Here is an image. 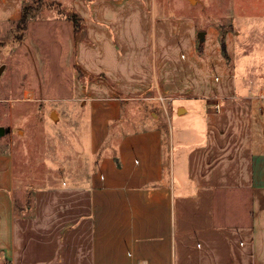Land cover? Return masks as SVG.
<instances>
[{
  "label": "crops",
  "instance_id": "obj_1",
  "mask_svg": "<svg viewBox=\"0 0 264 264\" xmlns=\"http://www.w3.org/2000/svg\"><path fill=\"white\" fill-rule=\"evenodd\" d=\"M171 6L72 1L91 151L81 181L34 187L18 211L15 155L0 147V264H264V20L226 32L228 59L216 26L199 53L194 8ZM22 7L0 0V24Z\"/></svg>",
  "mask_w": 264,
  "mask_h": 264
},
{
  "label": "rangeland",
  "instance_id": "obj_2",
  "mask_svg": "<svg viewBox=\"0 0 264 264\" xmlns=\"http://www.w3.org/2000/svg\"><path fill=\"white\" fill-rule=\"evenodd\" d=\"M72 1L23 0L32 6L33 18L28 25L24 28L18 20L0 24V69L3 66L0 127L9 129L0 137V147L10 149L15 155L18 211L30 203L36 187L63 179L73 183L81 181V172L91 151L92 101L81 103L83 98L91 96L78 92L92 78L91 74L85 76L77 63V41L84 35V25L72 18L75 12ZM167 1L172 3L177 15L190 13L194 8L195 47L199 51L202 44V52L205 39L200 43L198 32L207 31L210 25L217 27L220 37L222 32L231 31L235 26L242 38L244 32L250 33L258 19L264 20V4L258 6L257 14L249 16L235 14L237 4H243L241 0ZM258 28L264 32L263 21ZM237 47L238 53L243 50L241 39ZM228 54L226 48L223 55L229 59ZM246 59L247 55L239 54L236 60L239 73L243 72ZM263 64L256 72L261 81L264 80ZM173 125L176 130V120L172 128ZM78 164L80 169L76 168ZM257 193L264 208V190Z\"/></svg>",
  "mask_w": 264,
  "mask_h": 264
},
{
  "label": "trees",
  "instance_id": "obj_3",
  "mask_svg": "<svg viewBox=\"0 0 264 264\" xmlns=\"http://www.w3.org/2000/svg\"><path fill=\"white\" fill-rule=\"evenodd\" d=\"M32 6L24 4L23 3V7H22V15L21 17L18 19V24H20V26L22 27H26L28 25L29 20H31L33 18L32 14L30 13ZM73 19H77V23L82 22L81 17H79V15L74 12V15L72 16ZM225 32H222V36L220 37V42H221V46H222V51L224 54H226V38H225ZM200 43H203L202 40L199 39ZM199 53H203L202 50V44L199 45Z\"/></svg>",
  "mask_w": 264,
  "mask_h": 264
},
{
  "label": "water",
  "instance_id": "obj_4",
  "mask_svg": "<svg viewBox=\"0 0 264 264\" xmlns=\"http://www.w3.org/2000/svg\"><path fill=\"white\" fill-rule=\"evenodd\" d=\"M190 1H193V0H190ZM205 35H206V31H199L198 32V37H199L200 40H204L205 39ZM2 69H3V66L1 67L0 72L2 71ZM7 131H9V129H6L3 126L0 127V137L2 135H4Z\"/></svg>",
  "mask_w": 264,
  "mask_h": 264
}]
</instances>
